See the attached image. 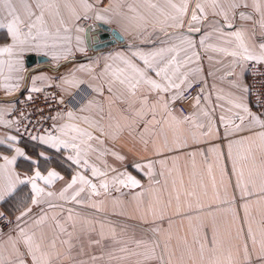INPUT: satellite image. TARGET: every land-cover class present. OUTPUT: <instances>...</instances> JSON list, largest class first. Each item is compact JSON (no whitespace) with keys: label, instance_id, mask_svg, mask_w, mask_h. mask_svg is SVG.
Wrapping results in <instances>:
<instances>
[{"label":"crops","instance_id":"obj_1","mask_svg":"<svg viewBox=\"0 0 264 264\" xmlns=\"http://www.w3.org/2000/svg\"><path fill=\"white\" fill-rule=\"evenodd\" d=\"M15 2V0H14ZM50 3L56 5L50 10L51 14H46L45 19L49 29L55 33L60 30L61 36H71V41L59 40L61 45L58 51L69 50L67 59L53 61L51 57H47L46 61L38 62L29 67L27 65V56L30 54L40 55L36 53L27 54L25 59V79L20 82L18 89L8 92L4 85L15 83L14 80H6L8 75L5 67L3 74H0V157L8 156L11 158L15 155L14 147H20L32 160H27L18 157L15 165L12 167L23 177L24 175H32L35 168L38 166L42 175H47L49 170L57 171L63 179L55 180L52 185L46 186L43 181H38L40 187L45 189V193L52 192L54 195L48 197L42 195L39 197L41 203L38 206L31 204L32 191L31 185H18L16 190L10 196H6L0 201V214L7 213L16 219L22 211L28 207H32L30 217L34 218L43 209L48 214V221L43 226L44 231L51 234V228L54 225L52 217L55 215L61 223L71 221L67 220L69 215L68 209H72L73 216L77 221L93 220L105 222L104 233L105 237L101 239L99 232V224H96L95 231L87 232L86 226L77 223V232L81 234L80 241H74L77 244V251L74 252L78 260H83L86 264H159L158 260L146 259L143 255L145 248L137 247L136 240H160L161 246L164 239L170 233L173 237L172 243H176V237L183 238L185 235L191 239L192 235L200 229V226L206 225L211 234V226L214 223L218 232L222 235L231 234L233 239L236 238L237 231L240 228L247 232V223H245V210L242 207L245 201L240 200L239 193L235 189L236 177L232 173L231 160L228 158V145L231 141L240 140L244 137H256V143H259L257 134L264 131L259 125L253 124L248 117V114L242 108H237L236 104L247 105L249 111L253 114L260 115L252 108L250 101V90L247 80V63L242 56L233 57L228 53L231 51L240 52L238 41L234 37H230L227 33L235 31L241 27L247 31L244 36V43L250 51L259 55V45L264 43V30L259 26V23L254 24L252 21H243L239 19L238 12L245 11L251 13L255 21L260 20V16L252 7L254 3H259L264 7V0H247L249 7L247 9H239L234 21L233 29L224 28L223 34L216 31L215 21L221 20L220 17L212 15V9L206 8L208 13L207 19L200 22H191V28H199V32H189V21L191 16V8L198 0H189V14L184 18L183 28L168 27L167 24H160L157 20H163L164 17L157 9L150 8L149 5L156 4L160 7L164 6L166 0H87L88 4L92 5V9L87 15L90 19L79 21L75 20V15H84L82 7L83 0H49ZM175 3H180L181 0H173ZM203 2V0H199ZM221 3H226L227 0H220ZM57 8L59 15H55ZM107 9V11H105ZM168 11V9H165ZM104 16L109 23L96 19V14ZM63 19L64 25L60 24ZM106 24L111 28L118 30L125 40L119 41L117 44L105 47L100 50L89 48L87 38V28L93 25L94 29L99 24ZM169 23H171L169 21ZM67 26L71 29L65 33L63 27ZM76 27L84 29L77 32ZM184 33L190 35L196 41L195 49H189L187 44H182L179 40L170 39V37ZM79 36L85 47L84 52L78 51L76 37ZM202 36H207L205 44L200 46L199 40ZM6 35V30L0 29V46L9 43ZM132 46L131 48L129 46ZM172 45H177L180 49L178 59L183 63L186 59L188 62L181 68V72L188 73L187 81L182 85V96H178L175 102L170 104V110L177 120H182L183 117H191L192 120L182 122L179 126L169 121L167 126L161 131L160 125H150V130L156 135L145 136L148 144L145 146L139 139L137 130L135 138L130 136L128 130L125 129L119 134L118 138L113 140L110 136H102L100 132L93 131V135L99 137L103 143L98 140L88 141L81 145V148L87 151L84 156L82 152V160L87 159L89 167L85 168L83 164L77 166L72 161L67 160V156L74 153L71 149L52 148L48 144H42L39 140L22 141L17 134L7 128L8 112L12 106H15L17 98L14 97L17 93L33 91V87L44 89L49 86H57L65 95L69 92L75 93L78 90L82 96L79 104L73 105L71 109L75 112L77 120L72 121L81 128L87 127L80 117L87 116L89 119L99 122L101 127L106 130L109 123H115L121 120L124 109L127 105L121 102L120 85L114 86L113 94L107 91V83L105 79H93L97 76L103 65L106 62L113 63L116 68L120 65L119 61H106V57L116 52L123 53L126 57L131 56V52L140 49L144 52L154 51L159 48H168ZM184 49H189L187 52ZM225 49L226 51H220ZM195 53V54H193ZM43 56V55H42ZM190 57V59H188ZM7 59V57H0ZM99 61L97 66L96 61ZM140 66H143L141 61L135 60ZM90 65L93 69L92 73L80 71V65ZM198 71H194L197 70ZM46 75L52 79L45 81H37L35 85L32 83V76ZM153 75V73H149ZM60 77H67L69 80H83L86 84H81L80 89L72 88L63 84ZM203 81L207 86V93L203 96H196L193 101L188 104V112L185 113L179 106L184 92L189 88V85ZM91 84L93 87H103L104 95L98 96L97 93L88 87ZM236 85H239L237 87ZM65 89H67L65 91ZM247 89V91H245ZM175 92L170 93V95ZM111 95V102L108 97ZM79 98V97H78ZM199 99V104L196 103ZM93 100L97 102L102 111L93 106L85 112L79 109L87 101ZM155 100V94L149 97V102ZM111 112V119L109 118ZM208 113V115H205ZM261 116V115H260ZM223 117V121L221 120ZM239 117H244L243 121ZM150 118V117H149ZM160 119V115H157ZM193 120L195 123H193ZM64 123H69L67 117L58 118L55 120L57 128ZM121 123L123 121L121 120ZM197 125H203L198 127ZM240 126V130H236V126ZM212 130V135L207 133ZM91 130V129H89ZM47 135V134H43ZM56 136L61 139H70L72 133L68 130V135L61 136L56 132ZM8 136H16L17 142L13 147H9L10 142L6 140ZM41 136V135H40ZM184 147H178V143H184ZM243 147L233 144V155L242 152ZM217 149L209 151V149ZM159 150L160 154L156 152ZM115 151L124 157V160H118L112 155ZM43 152L44 156L39 153ZM195 153V155H192ZM38 160V165L33 161ZM160 161H166L161 165ZM152 163V175L146 173L149 171L147 167L137 169L133 164ZM4 163L0 158V165ZM91 167H96L101 172L107 175L104 177H93ZM115 169V171H113ZM86 175L93 183L97 184L99 196H93L90 190L85 188L78 199L83 201V204L67 202L61 199L59 193L71 181V177L77 172ZM121 172H127L140 182L142 187H124L119 184L113 185L112 178ZM226 173V174H225ZM102 180H107L109 190L107 193L99 188ZM78 187V186H77ZM74 190H69L66 194L71 196ZM257 195L250 197L248 216L252 222L253 230L259 234V229L264 227V204L258 203L259 188L255 189ZM137 193H142V196L133 199ZM179 195L180 214L176 213L177 200ZM232 195L236 196V204L225 203ZM103 201V211H97L91 205ZM55 205V207H49ZM149 205H152L157 210V215L154 217L152 211L149 210ZM167 207L164 212L163 219L159 218V210ZM190 206V207H189ZM234 208V211L232 210ZM212 213V215H209ZM29 223L31 219L25 217ZM22 223V222H21ZM171 228L169 229V224ZM16 225V224H15ZM15 225L6 231L5 235L0 237V242L7 240V234L15 235L12 229ZM159 227L165 230L163 236H157L151 229ZM115 228L117 239L126 241L124 244H116L112 239L110 229ZM92 240H100L99 244L90 243ZM127 247V252H121V247ZM83 251L80 252V248ZM109 253L112 254L110 258ZM136 253V254H133ZM160 254V249H157V255ZM97 259L93 261L91 257ZM167 256H165V260Z\"/></svg>","mask_w":264,"mask_h":264},{"label":"snow or ice","instance_id":"obj_2","mask_svg":"<svg viewBox=\"0 0 264 264\" xmlns=\"http://www.w3.org/2000/svg\"><path fill=\"white\" fill-rule=\"evenodd\" d=\"M56 5L50 3L49 0H0V29L6 30V35L9 39V43L4 46H0V57H7V59L0 58V74H3L5 67L7 68L8 75L6 80L15 83L5 84L6 91L11 92L19 88L20 82L25 79V59L24 57L30 53H36L45 57H51L53 61H60L62 58L67 59L69 50L58 51L61 47L58 43L59 40L71 41V36H61L60 30L57 29L53 33L48 26L45 19L46 14H51L50 10L55 8ZM82 7L84 9V15H75V20L81 19L87 20L90 17L87 15L88 11L92 9V5L87 3V0H83ZM150 8L157 9L163 20H157L160 24H167L172 28H183L184 18L189 14L190 2L189 0H181L180 3H175L173 0H166L164 6L160 7L156 4L149 5ZM249 4L247 0H227L226 3H221L220 0H203V2L195 3L191 8V16L189 21V32H199V28H191V22H200L203 19H207L208 13L206 8L212 9V15L214 17H220L221 20L215 21L217 27L216 31L223 34L225 27L233 29L235 27L234 21L239 9H247ZM254 11L259 14L260 20L257 22L251 13L245 11H239V19L243 21H252L254 24L259 23V26L264 30V7L259 3L252 5ZM168 9V11H165ZM107 11V9H105ZM55 15H59V9L57 8ZM97 20L105 21L109 23L104 16L99 13L96 14ZM169 21L171 23H169ZM60 24L63 26L64 21L61 19ZM63 31L68 33L71 31L67 26L63 27ZM77 32L84 31L80 27H76ZM95 31V30H93ZM247 30L243 27L236 29L235 31L227 33L228 36L234 37L238 41V46L241 49L240 52L231 51L228 54L237 57L242 56L245 61L264 62V43H260V54L256 55L249 50L244 43V36ZM264 35V33H262ZM170 39L179 40L182 44H187L189 49H195L196 41L187 34L179 33L178 35L170 37ZM207 36H202L199 40L200 46L205 44ZM78 51L84 52L85 47L81 46L84 41L79 36L76 37ZM100 40L99 35H94L92 43L96 44ZM132 47L131 45L129 46ZM189 49H184L187 52ZM220 51H226L225 49H219ZM180 49L177 45H172L168 48H159L154 51L144 52L140 49L131 52L130 57H126L123 53L116 52L106 57V61H119L121 66L113 67V63L106 62L103 65L100 73L97 76H93V79H105L107 83V91L109 94H113L114 86L120 85L122 91L120 92L121 102L127 105L124 109V113L121 115V120H117L114 124L109 123L106 130L99 125L98 121L89 119V117H80L87 127L81 128L72 121L77 120V116L74 111L68 110L66 113H58L53 120L58 118L67 117L69 123H64L56 128V131L61 136L68 135V130L75 135H72L70 139H61L60 136L48 133L47 135L32 136L33 140H39L42 144H48L52 148L60 149L62 146L64 149H71L74 155L67 156V160L72 161L73 164L80 166L83 164L85 168L89 167L87 159L82 160L83 155H87V151L81 148L82 144L88 141L98 140L99 143H103L99 140V137L93 135V131H98L102 136H110L113 140L117 139L119 134L125 129L128 130L130 136L135 138L137 130L142 128L143 131L139 132L140 141L146 146L148 140L145 136L156 135L155 132L150 130V125H160L161 131L163 127L172 121L179 126L182 122L192 120L191 117H183L182 120H177L170 110V104L175 102L178 96H182V85L187 81L188 73L181 72V68L188 62L186 59L183 63L178 59ZM195 54V53H193ZM190 59V57L188 58ZM135 60L141 61L143 66L134 62ZM99 66V61H96ZM80 71L93 72L90 65H80ZM194 71H198L194 70ZM149 73H153L150 75ZM52 79L46 75L32 76L33 85L37 81H45ZM63 84L72 88L80 89L81 84H86V81L72 79L67 77H60ZM239 87V85H236ZM88 87L92 89L98 96L104 95V88L93 87L88 84ZM190 87V85H189ZM33 91H40L33 87ZM67 89H65L66 91ZM247 91V89H245ZM175 94L170 95V93ZM155 94V100L149 102V97ZM70 99L69 104L76 105L82 100V96L78 94L68 93ZM79 97V98H78ZM31 99V97H29ZM111 102V95L108 97ZM199 99L196 103L199 104ZM60 104H64L63 97L59 100ZM93 106L99 108L102 111V107L95 101L89 100L82 107L81 112H85ZM237 108H242L245 113L248 114L251 123L259 125L264 128V119L260 115L253 114L249 111L247 105L236 104ZM160 115V119H157V115ZM208 115V113H205ZM150 117V118H149ZM109 118L111 119V112H109ZM243 121L244 117H239ZM223 121V117H221ZM193 123L194 120H193ZM203 127V125H197ZM55 128V125H54ZM91 129V130H89ZM236 130H240V126H236ZM207 135H212L210 129ZM259 143H256V137H244L240 140L231 141L228 145V158L231 160L232 173L236 177L235 189L239 193L240 200L245 201L242 207L245 210V223H247V232H244L243 228L238 229L236 238L233 239L231 234L222 235L218 232L215 224L211 226V234L206 225H201L189 239L187 235L183 238L177 236L176 243L173 244V237L169 233L163 241L161 246L160 240H136L135 244L139 248L143 246L145 251L143 255L146 259L158 260L159 264H264V227L259 229V234L253 230L252 222L248 216L249 198L257 195L255 189L259 188V201L258 203L264 204V131L257 134ZM6 140L10 142L9 147H13L17 142L16 136H8ZM4 141H0L3 143ZM233 144L243 147L242 152H238L233 155ZM178 147H184V143H178ZM217 149H209V151H216ZM15 155L11 158L8 156L0 157L4 163L0 165V201L4 200L6 196H10L14 193L18 185H31V191L33 193L31 204L38 206L41 201L39 199L42 195L48 197L53 196L52 192L45 193V189L40 187L38 181H43L46 186L52 185L55 180L63 179L60 174L55 170H49L47 175H42L39 167L37 166L32 175H21L15 170V165L18 157H22L27 160H32L31 156H28L26 152L20 147H14ZM160 154L159 150L156 152ZM40 156H44V153H39ZM112 155L118 160H124V157L113 151ZM195 155V153H192ZM38 165V160L33 161ZM161 165L166 161H160ZM133 167L141 169L143 167L148 168L147 175H152V163L147 164H133ZM115 171V169H113ZM93 177H104L107 174L101 172L96 167H91ZM226 174V173H225ZM111 183L113 185L119 184L124 187H142L140 182L127 172H121L117 176L112 178ZM78 186V187H77ZM85 188L90 190L91 195L99 196L101 193L98 191L97 184L93 183L86 175L77 171L72 177L71 181L63 188L59 193L61 199L67 202H74L76 204H83V201L78 199L81 193L85 191ZM99 188L103 189L105 193L109 190V183L107 180H102L99 184ZM69 190H74L71 196L66 194ZM142 196V193H137L133 199H137ZM179 195H177V207L176 213L180 214ZM225 203L236 204V196L232 195ZM49 207H55V205H49ZM91 207L97 211H103V201L100 203H93ZM190 207V206H189ZM149 210L152 211L154 217L157 215V210L149 205ZM167 207L159 210V218L163 219L164 212ZM234 211V208L232 209ZM32 213V207L26 208L16 217V225L11 233L7 234V240L0 242V264H86L83 260H78L74 252L77 251V244L74 241L81 240V234L77 232V223H81L86 226L87 232L95 231L96 224H99L101 239L105 237L104 228L105 222L83 220L77 221L72 214V209H68L67 220L71 221V224L67 222L61 223L55 215L52 219L55 221L51 228V234L44 231L43 226L48 221L49 217L47 212L41 209V212L34 218L30 217ZM212 215V213H209ZM2 216V214H0ZM29 217L31 223L25 219ZM22 222V223H21ZM11 223V221H9ZM171 223L169 224V229ZM112 239L116 244L126 245V241L123 239H117L115 228L110 229ZM151 231L157 236H163L165 230L154 227ZM5 235L3 230H0V237ZM90 243L99 244L100 240H92ZM157 249H160V254L157 255ZM80 252L83 251L81 247ZM121 252H127V247H121ZM136 254V253H133ZM110 258L112 254L109 253ZM165 256L167 259L165 260ZM93 261L97 258L91 257Z\"/></svg>","mask_w":264,"mask_h":264},{"label":"built area","instance_id":"obj_3","mask_svg":"<svg viewBox=\"0 0 264 264\" xmlns=\"http://www.w3.org/2000/svg\"><path fill=\"white\" fill-rule=\"evenodd\" d=\"M246 68L252 108L264 119V62L249 61ZM206 93L207 86L203 81L192 84L184 92L179 102L180 108L187 113L188 104L196 96H203ZM59 94L60 91L53 86L40 91L25 92L24 95L20 94L17 97L18 102H16L15 108L9 115L10 127L26 139L36 136L38 133L54 132L52 118L63 108H68L71 105L68 103L70 98L64 104H60ZM14 219L7 213H2L0 230L6 231L14 226L17 222Z\"/></svg>","mask_w":264,"mask_h":264},{"label":"water","instance_id":"obj_4","mask_svg":"<svg viewBox=\"0 0 264 264\" xmlns=\"http://www.w3.org/2000/svg\"><path fill=\"white\" fill-rule=\"evenodd\" d=\"M95 30V31H93ZM94 35H99L100 40L96 43H92V38ZM87 38H88V45L89 48L93 50H100L105 47H109L112 45L117 44L119 41H124L125 38L123 35L116 29L111 28L110 26L106 24H99L98 27L94 29L93 25H90L87 28ZM47 57L42 55H35L30 54L27 56V65L29 67L37 64L38 62L46 61ZM21 93L14 95L15 98H17Z\"/></svg>","mask_w":264,"mask_h":264},{"label":"rangeland","instance_id":"obj_5","mask_svg":"<svg viewBox=\"0 0 264 264\" xmlns=\"http://www.w3.org/2000/svg\"><path fill=\"white\" fill-rule=\"evenodd\" d=\"M54 88H56V89H58L59 91H60V94H59V97H60V99H61V97H63L64 98V100L65 101H67L70 97H69V95H65L64 93H63V91L61 90V89H59V87H57V86H53ZM47 88V87H46ZM45 89V88H44ZM77 92H78V90H76V92L75 93H73V94H77ZM24 93L25 92H21V94L22 95H24ZM17 94H19V93H17ZM16 94V95H17ZM16 102H18V100H16ZM15 102V103H16ZM16 105V104H15ZM72 104L70 105V107H68V108H63L61 111H59V113H61V114H63V113H66L69 109H71L72 108ZM15 108V106L13 105L12 106V108H10V110H9V114H8V120H7V128L8 129H10V130H12V131H14V129L12 128V127H10V124H11V120L9 119V115H10V113L12 112V110ZM58 114V113H57ZM57 114L54 116V117H56L57 116ZM51 122L53 123V126L55 125V120H51ZM56 126H55V130H54V132H50V131H48V132H42V133H38L36 136H40V135H43V134H48V133H52V134H55L57 131H56ZM15 132V131H14ZM16 133V132H15ZM17 134V136L20 138V140H22V141H33V139L31 138V137H29L28 139H26V138H23V137H21L18 133H16ZM34 141H36V140H34ZM12 216H14V215H12ZM11 216V217H12ZM15 217V216H14ZM14 217H12V218H14ZM15 221H16V219H14ZM17 223V222H16Z\"/></svg>","mask_w":264,"mask_h":264}]
</instances>
